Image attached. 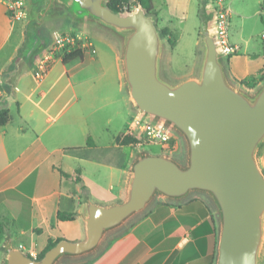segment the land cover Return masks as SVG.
<instances>
[{
    "label": "crops",
    "instance_id": "0c3cea01",
    "mask_svg": "<svg viewBox=\"0 0 264 264\" xmlns=\"http://www.w3.org/2000/svg\"><path fill=\"white\" fill-rule=\"evenodd\" d=\"M203 7L202 15L217 6L210 0ZM223 7L229 11V42L237 47L223 57L227 77L241 89L245 86L239 80L250 76H254L253 88L261 86L264 41L257 51L248 52L249 39L242 29H234L231 9ZM30 8L26 0L21 28V18H12L0 0V108L7 107L10 114L0 125V247L8 236L13 246L35 257L49 239L84 238L86 196L103 205L125 197L130 165L138 151L117 141L129 132L135 115L124 86L118 40L95 25L66 19L61 11L32 29L26 47L19 50ZM157 16L163 21L158 12ZM41 28L48 42H40L41 30L36 34L38 45L31 48L30 38ZM59 33L91 39L96 52L85 49L82 57L68 63L58 54L43 77L36 78L37 60ZM263 149L264 143L258 153L264 172ZM59 211L75 213V219L59 220ZM215 214L212 202L197 193L182 200L157 196L144 211L108 233L95 251L57 264H214Z\"/></svg>",
    "mask_w": 264,
    "mask_h": 264
},
{
    "label": "water",
    "instance_id": "95a60500",
    "mask_svg": "<svg viewBox=\"0 0 264 264\" xmlns=\"http://www.w3.org/2000/svg\"><path fill=\"white\" fill-rule=\"evenodd\" d=\"M19 50L32 29L61 11L112 34L120 44L124 86L132 109L180 134L183 161L167 153L138 151L131 162L125 197L106 205L84 198L85 236L58 240L36 259L7 236L1 264H57L95 251L104 237L141 213L160 196L182 200L209 197L218 218L214 264H261L264 249V172L258 153L264 143V83L248 93L227 77L224 58L203 13L202 56L196 74L174 83L161 74L164 43L155 18L139 4L113 11L106 0H29Z\"/></svg>",
    "mask_w": 264,
    "mask_h": 264
},
{
    "label": "rangeland",
    "instance_id": "374dc122",
    "mask_svg": "<svg viewBox=\"0 0 264 264\" xmlns=\"http://www.w3.org/2000/svg\"><path fill=\"white\" fill-rule=\"evenodd\" d=\"M209 2L210 0H153L154 7L159 13L163 21L159 22L158 16H154L157 28L167 27L170 31V36L175 40V46L171 47L166 38L162 40L164 43V51L161 56V74L162 77L169 83H174L182 78L181 75L191 72V75L196 74L199 62L202 56V38L201 33L203 29V15L201 12L202 2ZM214 6L217 7H229L231 9V14L233 17L232 24L234 29L240 31L242 29L243 35L246 39H249L248 52L257 51L262 47L264 39H262V34L264 33V0H211ZM107 2V0H106ZM223 5H222V4ZM124 8V6H123ZM136 7L133 9V11ZM66 19L71 20V16L68 13H63ZM152 15V14H151ZM213 15V10H212ZM57 17V14H52L49 18L53 20ZM25 18H21L19 23L21 28ZM165 24V25H164ZM212 21L210 23L212 27ZM213 29V28H212ZM42 30V31H41ZM41 31L44 36V42L47 44V32L41 28L36 30L34 33ZM105 31V30H102ZM106 32V31H105ZM35 34L34 45L31 48H36L38 45V40ZM112 35V34H111ZM113 36V35H112ZM111 36V37H112ZM50 38V36H49ZM53 42V40H52ZM245 44L242 42L241 52H244ZM62 56V55H60ZM181 77V78H180ZM255 84V83H254ZM259 85H256L253 89H245L248 93H254ZM118 121L120 120L117 117ZM113 128V126H111ZM114 129V128H113ZM128 130V129H127ZM126 134H130L128 131ZM132 135V134H130ZM134 136L137 139L135 151H148L151 153H163L161 147L157 143L144 142L141 134L135 133ZM186 147L182 136L179 134V146L177 151L172 155L174 158L183 161L185 157ZM264 149L261 152V157L263 155ZM168 154V153H167ZM260 157V158H261ZM97 176V175H96ZM95 176V177H96ZM104 171L100 178L104 179ZM94 180V179H93ZM204 196L210 203L211 200L208 196L202 193H197ZM214 207V205H213ZM215 209V207H214ZM216 213V210H215ZM216 218H217V214ZM218 219V218H217ZM68 234L69 231H66ZM3 253L0 247V255ZM38 253V252H37ZM216 256V255H215ZM215 261V260H214Z\"/></svg>",
    "mask_w": 264,
    "mask_h": 264
},
{
    "label": "built area",
    "instance_id": "2783aa9c",
    "mask_svg": "<svg viewBox=\"0 0 264 264\" xmlns=\"http://www.w3.org/2000/svg\"><path fill=\"white\" fill-rule=\"evenodd\" d=\"M5 3L7 11L12 18L19 19L25 15L26 0H1ZM125 11L128 10L124 6ZM212 28L215 33L216 43L223 57H227L236 52L237 47L229 42V11L225 7H215L213 9ZM264 39V33L262 34ZM71 49H88L91 53L96 52V48L91 39L71 33H59L53 39L44 53L37 60L33 69L36 78H42L48 70L56 55H63ZM2 82L0 80V96L2 94ZM141 134L144 142L157 143L162 151L168 154H174L179 146V134L172 128L165 126L150 118L134 115L130 122V134Z\"/></svg>",
    "mask_w": 264,
    "mask_h": 264
},
{
    "label": "trees",
    "instance_id": "16d2710c",
    "mask_svg": "<svg viewBox=\"0 0 264 264\" xmlns=\"http://www.w3.org/2000/svg\"><path fill=\"white\" fill-rule=\"evenodd\" d=\"M263 3H264V1H263ZM139 4L145 9L147 14H152V15L157 16V11H156V9L154 7L153 0H107V5L113 11L119 12V13L125 11L123 6H126L128 8V10H132L133 8L137 7ZM204 4H205V2H202L201 5L203 6ZM201 12H204V7H201ZM159 32H160V35L163 38H166L167 43L171 47L175 46V40L173 38H171L170 31H169V29L167 27L159 28ZM35 34L36 33L32 34V36L30 38V42L35 39ZM40 42L43 43L44 42V38L40 39ZM44 44L45 43H43V45ZM82 53H83V51L80 50V49H71L70 51H68V52H66V53H64L62 55V62L63 63H68V62H70L71 60H73L75 58H80V57H82ZM13 67H14V64L9 69L8 73L11 72ZM5 74H7V73H5ZM253 81H254V76H250L247 79L239 80V83L244 85L247 88H253L255 86ZM9 118H10V114H9L8 108L7 107L0 108V125L5 124L9 120ZM117 141L121 145H127V144L135 145L137 143V139L134 136L130 135V134H125L122 137H119L117 139ZM87 143L90 144V140H88ZM76 172L79 173L80 170L77 169ZM76 180L80 182L81 178L78 176L76 178ZM58 219L61 220V221H64V220L72 221V220L75 219V213H72V212H60L59 211L58 212ZM213 220L216 222V216L215 215H214ZM215 231L217 233V227L215 228ZM0 232H3V226L1 224H0ZM60 239H62V238H57L55 240L49 239L48 242H47V245L45 246V248L41 252H39L34 258H36V259L41 258L43 256V254ZM216 243H217V240L215 241V245H216ZM215 255H216V249L214 250L213 260H215Z\"/></svg>",
    "mask_w": 264,
    "mask_h": 264
}]
</instances>
